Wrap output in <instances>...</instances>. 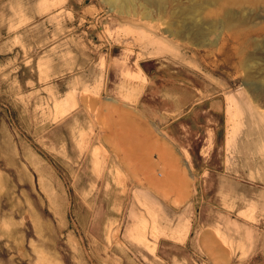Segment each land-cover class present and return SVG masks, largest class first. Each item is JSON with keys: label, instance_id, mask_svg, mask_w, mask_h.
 Returning <instances> with one entry per match:
<instances>
[{"label": "rangeland", "instance_id": "obj_1", "mask_svg": "<svg viewBox=\"0 0 264 264\" xmlns=\"http://www.w3.org/2000/svg\"><path fill=\"white\" fill-rule=\"evenodd\" d=\"M143 2L0 0V264H264V0Z\"/></svg>", "mask_w": 264, "mask_h": 264}, {"label": "bare ground", "instance_id": "obj_2", "mask_svg": "<svg viewBox=\"0 0 264 264\" xmlns=\"http://www.w3.org/2000/svg\"><path fill=\"white\" fill-rule=\"evenodd\" d=\"M112 6L116 7L119 9L120 12L123 13V11L125 10L127 13L129 10L134 8V0H107ZM145 4L147 5H154L156 7H159V5H161L163 2H165V0H143ZM207 4H212V3H216L219 0H205ZM162 7V6H161ZM126 13V14H127ZM149 15H146L144 18L148 19ZM145 167V166H144Z\"/></svg>", "mask_w": 264, "mask_h": 264}, {"label": "crops", "instance_id": "obj_3", "mask_svg": "<svg viewBox=\"0 0 264 264\" xmlns=\"http://www.w3.org/2000/svg\"><path fill=\"white\" fill-rule=\"evenodd\" d=\"M140 71H141V74L145 75V73H144V71L142 70V68H140ZM176 78H178V77L176 76ZM146 79H148L149 83L152 84V80H151L149 77L146 76ZM178 79H179V78H178ZM148 81H147V82H148ZM149 83H148V84H149ZM174 83H175V81H174ZM179 84H180V83H179ZM144 95H145V94H143V95L140 97V99L143 98ZM174 99H178V97H174ZM189 105H190V102H189V101H184V102H182L181 104H180V103H179V104H177V103H174V104H173L174 108L177 109V110L182 109V108H186V107H188Z\"/></svg>", "mask_w": 264, "mask_h": 264}]
</instances>
